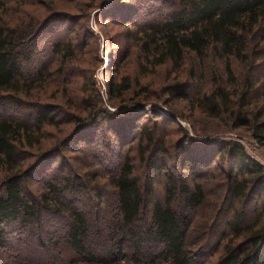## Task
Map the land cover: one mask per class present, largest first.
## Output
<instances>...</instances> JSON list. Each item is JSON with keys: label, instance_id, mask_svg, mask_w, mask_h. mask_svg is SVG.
<instances>
[{"label": "trees", "instance_id": "16d2710c", "mask_svg": "<svg viewBox=\"0 0 264 264\" xmlns=\"http://www.w3.org/2000/svg\"><path fill=\"white\" fill-rule=\"evenodd\" d=\"M8 1L0 0V264H42L29 263L25 252L5 249L15 239L14 232L27 228L39 236L42 248L52 240L59 241L51 236L58 231L81 264H199L197 251L188 247V234L200 208L206 211L201 230L214 237L209 257L221 248L217 264H264V168L234 141L206 140L190 142V149L184 148L179 156L182 168L189 164L192 182L182 173L175 178L165 171L161 155L167 152L166 146L158 142L147 123L139 121L148 112L139 114L134 105L123 104L122 98L133 84L131 72L109 85L108 102L129 115L132 123L129 131L134 133L122 138L121 145L136 141L139 160L149 171L164 173L163 196H154L152 183L142 186L134 175L131 155L114 148L120 160L108 172L107 184L91 185L110 188L107 192L95 191L98 198L105 193L111 196V211L101 219L105 240L94 249L87 242L88 220L77 204L59 203L47 194L35 199L25 193L24 181L36 164L24 166L23 156L39 152V163L60 148L57 142L44 148L45 128L54 126L57 120L52 116V103L43 100L42 85H33L31 76H25L26 65L34 62L37 39L56 13L45 21L39 9H33V15L21 10L25 2L19 1V7L10 14ZM122 24L127 25V20ZM139 28L133 61L144 72L143 77L163 68L165 72L170 70L177 82L163 89L170 99L191 104L188 119L195 135L244 130L264 146V0H158L155 13ZM51 51L61 58L71 57L73 41L54 40ZM49 68L42 63L32 77L42 79L45 72L52 75L58 71ZM149 82L143 85V91L151 88ZM96 94V100L86 96L80 101L87 113L76 117V135L83 127L110 117L109 110L102 107L100 94ZM10 108L26 109L27 119L7 114ZM151 116L160 115L152 112ZM198 119H205V124L197 125ZM195 148L201 149L200 154L186 156ZM220 158L229 163L228 180L221 188L217 184L218 189L208 196L204 182ZM198 165L204 170L200 171ZM87 182H73L67 176L63 182L44 184L48 193L57 196L88 192ZM178 197L181 207L177 209ZM254 197L255 205L250 206ZM54 220H58L56 225H47ZM54 260L60 261L57 256Z\"/></svg>", "mask_w": 264, "mask_h": 264}, {"label": "rangeland", "instance_id": "374dc122", "mask_svg": "<svg viewBox=\"0 0 264 264\" xmlns=\"http://www.w3.org/2000/svg\"><path fill=\"white\" fill-rule=\"evenodd\" d=\"M19 1L25 2L21 4V10L33 15L31 13L33 9H39L43 16L42 20L45 21L50 15L56 13L53 18L55 20L51 19V22H46L48 24L44 33L37 39L34 62L26 65L25 76H31L30 80L33 81V85H42L43 89L40 91L44 90L43 100L46 99L52 103L53 107H57V109L50 107L57 124L45 128L44 148L48 149L49 145L55 142L60 144L59 151H56L58 153H50L39 163L36 159L39 152H30L23 156L24 166L36 164L29 173V177L24 181V191L35 199L47 194L50 200L55 198L59 203L68 204L73 201L77 204L89 223L90 237L87 241L89 247L98 248L103 245L105 240V229L101 219L111 211L108 209L111 196L105 193L102 198H98L94 192L97 190L107 192L110 188L103 185L91 187V185L94 182L107 184L105 179L108 172L113 170L120 160V154L114 148H120L121 154L128 152L131 155L134 163V175L142 186L152 183L155 197L161 198L164 194V173L155 174L153 171H149L146 164L139 160L136 141L128 146L121 145L122 138H125L127 134L134 133L133 130L129 131V126L132 123L129 120V115L121 113L116 106H112L108 102L107 88L109 85H114L128 72H131L133 84L130 91L122 98L123 104L134 105L139 114L148 112L139 121L147 123L148 127L154 130L158 142H162L166 146L167 152L164 155H161L162 152L157 153L166 162L165 171L168 170L175 178L182 173L185 180L192 182V174L187 168L189 164L182 168L179 165V156H182L184 148L190 149V145H192L190 142L199 143L206 140L234 141L242 146L252 160L264 168V146L257 144L244 130H228L204 134L201 137L193 133L188 119L192 113L191 104L183 100L170 99V94L165 93L166 91L163 89L164 85L177 82V79H173L169 69L165 72L163 68L157 74L143 77L144 72L137 68L136 61L132 59L134 38L142 23L155 13L158 0H18L12 3L9 0L8 12L10 14L19 7L17 3ZM120 2L121 4H119ZM85 15L87 17H84ZM126 20L128 24L123 26L122 22H126ZM69 38L73 41L71 57L61 58L52 53L51 43L54 40L65 42ZM44 62L49 65V70L57 69V73L49 75L45 72L44 78H33L35 71ZM180 76L181 79L184 77V75ZM136 79H139L138 83H136ZM147 82L151 84V88L146 92L143 91V85ZM96 93L100 94L102 107L109 110L110 117L99 119L93 124L83 127L76 135L75 132L78 129V126L75 125L76 117H82L87 113L80 101L86 96L96 100ZM147 97L148 99H146ZM47 105L50 106L49 103ZM151 111L157 112L160 116L152 117ZM7 114L27 119L26 109L20 111L10 108ZM180 115L184 118H180ZM162 116L167 122L163 120ZM196 124L204 125L205 119H198ZM200 150L195 148L193 149L194 153L193 151L188 152L189 154L186 156L191 158L189 155L192 154L194 157L200 154ZM202 156L205 157L204 153ZM197 167L200 171L204 170V167L202 168L200 165ZM228 167V161H223L221 158L220 161L215 160V165H212L210 174L204 182L207 184L208 196L210 192L213 193L218 189L217 184L219 188L222 187L221 185L225 186L228 180ZM85 175L91 183L87 182ZM67 176H71L73 182H87L90 191L75 194L76 196L66 192L57 196L48 193L44 182H63ZM91 188L93 189L91 190ZM255 200V197L250 200L249 205L254 206ZM175 207L177 209L181 207L179 197L175 201ZM205 212L204 208H200L194 217L188 234V247L197 251L196 257L199 264H217L222 250L219 248L209 257L214 237L207 231L201 230L200 223ZM57 221L46 223L52 226L56 225ZM12 236L15 239L5 249H15L18 253L25 252L24 256L28 255L26 258L31 259L29 263L52 264L57 256L60 261L54 262L56 264H67L68 261L71 264H81L58 231L51 236L59 241L55 243L52 240L53 243L48 242L43 248L38 242L39 236L31 233L30 228L18 229ZM43 237L46 239L48 236ZM225 242L226 239L222 244ZM198 251L202 253L199 254Z\"/></svg>", "mask_w": 264, "mask_h": 264}]
</instances>
